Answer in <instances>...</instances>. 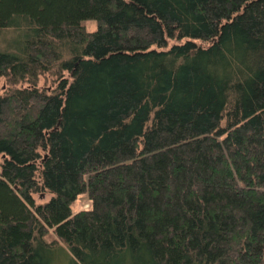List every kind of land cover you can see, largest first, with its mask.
Returning a JSON list of instances; mask_svg holds the SVG:
<instances>
[{
  "label": "trees",
  "instance_id": "trees-1",
  "mask_svg": "<svg viewBox=\"0 0 264 264\" xmlns=\"http://www.w3.org/2000/svg\"><path fill=\"white\" fill-rule=\"evenodd\" d=\"M1 79L0 264H264V0H0Z\"/></svg>",
  "mask_w": 264,
  "mask_h": 264
},
{
  "label": "rangeland",
  "instance_id": "rangeland-1",
  "mask_svg": "<svg viewBox=\"0 0 264 264\" xmlns=\"http://www.w3.org/2000/svg\"><path fill=\"white\" fill-rule=\"evenodd\" d=\"M85 28L88 31H92L93 29H95L96 24L93 20H88L85 23ZM172 43V42H170ZM1 83H0V93L3 92L4 88H3V79H1ZM54 80H56V75H51L50 73L44 74L42 76L39 77V86H45V87H51L54 84ZM50 194H43L42 196H35V200L37 202H44L47 199H49ZM88 207V202L86 201V198L84 196V194H80L79 196H77V198L73 201V203L71 204V208L73 210V212L78 211L80 209H86ZM46 240H57V238L55 237L54 233L52 231L49 232V234H47V236L45 237ZM58 245H63L60 241H57ZM55 258H59L61 259V261L59 262H63L64 264H68V260L63 257L61 254L57 255Z\"/></svg>",
  "mask_w": 264,
  "mask_h": 264
}]
</instances>
